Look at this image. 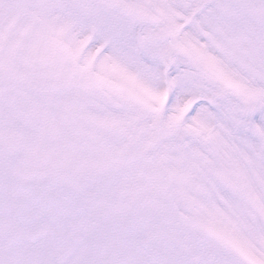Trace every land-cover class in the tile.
Wrapping results in <instances>:
<instances>
[{
	"label": "snow or ice",
	"instance_id": "obj_1",
	"mask_svg": "<svg viewBox=\"0 0 264 264\" xmlns=\"http://www.w3.org/2000/svg\"><path fill=\"white\" fill-rule=\"evenodd\" d=\"M0 264H264V0H0Z\"/></svg>",
	"mask_w": 264,
	"mask_h": 264
}]
</instances>
